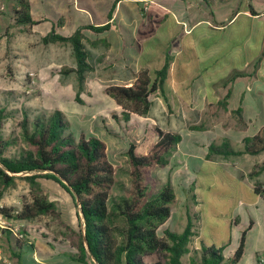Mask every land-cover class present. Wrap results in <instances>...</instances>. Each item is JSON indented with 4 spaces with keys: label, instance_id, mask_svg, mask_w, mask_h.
Segmentation results:
<instances>
[{
    "label": "trees",
    "instance_id": "obj_1",
    "mask_svg": "<svg viewBox=\"0 0 264 264\" xmlns=\"http://www.w3.org/2000/svg\"><path fill=\"white\" fill-rule=\"evenodd\" d=\"M64 1L69 9L67 13L45 10L48 16H43L32 12L31 0H16L13 16L15 24L26 33H31L35 26L52 24L51 30L41 38V42L44 45L70 46L75 66L63 67L59 72L64 75L75 74L78 85L75 101L85 104L79 92L84 88L87 75L94 71L86 43L92 47H108L110 44L106 39L89 40L83 31L87 29L102 33L110 30V25L108 21L98 25L89 22L73 28L77 21H70L68 16L90 15L96 11L91 0ZM204 1V9L214 16L210 2ZM122 2L124 0H112L107 20L112 18L117 5ZM140 12L141 25L133 41V46L140 54V69L130 85L111 84L103 89L106 97L118 108L112 112L111 117L122 126L129 138L126 158L130 182L128 188L121 186L122 195L113 194L117 182L106 144L83 132L76 138L70 131V123L59 109L51 114H37L31 118L29 111L21 108L22 118L18 124L20 134L18 138H6L2 129L12 113L5 107L0 108V197L15 185L19 174H29L25 179L30 184V197L24 198L20 207H0V215L21 222L58 216L54 200L43 194L40 182L43 179L56 182L69 193L77 217V224L68 225V232L62 236L40 226L22 227L21 236L13 241L17 249L11 251L12 257L20 262L18 264H21L24 247L43 257L45 252L39 250L37 243L49 247L50 256L63 255L79 264H187L184 261L186 256L189 257V264H239L243 257L248 229L242 232L237 249L227 258L223 247H191L197 232L190 215L181 232L166 225L173 216L172 204L176 200L175 187L167 167L183 135L154 125L148 119V114L153 95L159 94L169 110L172 109L171 100L177 99L175 91L167 83L176 71L171 49L181 34L177 36L175 28L166 27L163 41L155 36L162 35L160 27H165L169 17L176 24L174 16L159 4L141 7ZM250 12L255 14L253 8ZM155 18L161 21L160 25ZM153 39L157 45H167V49L151 48ZM154 60H158L157 63L148 67V63ZM244 76L245 73L234 70L231 75L214 83L225 88ZM229 93L230 89L225 97L210 106L211 116L229 110ZM231 112L236 118L237 127L244 128L246 123L242 109ZM141 129L144 137L142 141L138 134ZM189 129L207 130V127L203 124ZM149 140H152L149 147L142 150ZM19 141L23 146L16 154L8 156L6 153L9 148ZM242 143L243 148L239 150L233 148L229 139H223L219 144L210 143L207 158L263 153L264 126L255 135L245 137ZM157 169L162 170L163 174L154 175L153 171ZM263 171L264 161L254 166L250 177L256 178ZM263 185L256 182L257 194L264 195ZM1 234L11 241L9 230H1Z\"/></svg>",
    "mask_w": 264,
    "mask_h": 264
},
{
    "label": "rangeland",
    "instance_id": "obj_2",
    "mask_svg": "<svg viewBox=\"0 0 264 264\" xmlns=\"http://www.w3.org/2000/svg\"><path fill=\"white\" fill-rule=\"evenodd\" d=\"M208 1L214 10L226 3L225 0ZM58 2L59 0L56 1V4ZM155 3L151 0L143 2L126 1V7L123 8L120 18L130 17L134 21V25H137L141 19V7L145 8ZM199 4L202 7L194 5L187 10L191 19L197 15L200 18H207V10H203L205 1L201 0ZM241 5H243L242 0L240 2L231 0L227 4L230 8L225 13H234ZM169 11L176 18V11L174 9ZM2 12L5 14V11L0 9V13ZM217 12V14H221L220 11ZM5 17L3 26L0 28V108H7L12 113V117L6 120L2 129L4 137L18 138L20 134L18 124L22 118L21 108H26L31 118L37 114H51L54 110L59 109L70 123V131L76 138L83 132L88 136L99 138L106 144L109 160L115 168L117 182L113 194L115 196L122 195L121 186L128 188L130 182L126 158L129 138L122 126L111 117L112 112L118 108L113 101L106 97L103 89L111 84H121L122 79H126L128 75L131 76V72L137 70V61L140 59H138V52L136 53L126 43H117V37L115 38L117 33L108 36V40H110L108 47L103 45L92 47L86 43L94 71L87 75L89 83L79 92L80 98L85 101V104H80L75 101L78 93L75 74L64 75L59 72V69L63 67L75 66L70 46L62 44L44 45L38 33H26L22 27L15 24L12 12ZM209 18L211 21L214 20L213 14H210ZM155 20L159 25L161 24L158 18ZM219 20H222V17ZM167 22L165 27H160L159 32L162 35H155L161 41H163V34L167 33L166 27L172 29L176 25L170 17ZM249 25L241 17L232 26H226L224 29L216 31L212 29L209 21L201 22L187 37L184 44H175L171 50L174 53L178 51L177 49L180 50V62L185 67L192 66L193 70H200L203 77L210 75L217 81L228 75L233 68H239L241 59H248L254 55L255 52L240 51L238 60H235L236 57L233 55L234 50L243 48L240 42L245 41V38L248 39L249 36L243 34L242 31H250ZM120 29L122 30L121 27ZM236 32L237 34L234 35ZM233 35L234 41L239 44L236 46L237 48L234 46L228 48L229 43L227 44V42ZM88 36L93 40L103 38L92 33H88ZM252 41H254L253 38ZM155 42L156 40L153 39L150 44L151 48L167 49V45L160 46V43L157 45ZM262 44H264V40H262ZM228 49L232 52H226ZM157 61L148 63V67L155 65ZM140 63L138 61L139 69ZM185 67L183 66L184 69ZM31 72L34 73L33 77L29 75ZM261 74L264 80V67ZM112 78L113 80H111ZM172 86L174 88V85ZM179 94L184 95L181 92ZM180 100L179 97L176 100L172 99V109L169 110L159 94L153 95L148 114V119L154 125L183 135L179 151L196 152L192 160H185L189 164L185 170L179 171V173L174 172L176 166L180 167L176 164V160H171L167 167L168 173L174 180L176 200L172 204V219L166 225L174 228L176 232H181L187 224V217L190 215L194 221L197 219L200 222L204 237L212 242V246L218 248L219 245H222L221 240L230 235V219L234 215L239 198L246 201L245 194H242L236 183L225 175L222 166L206 164L201 170H198L194 159L198 157L197 153L202 154L201 144L204 143L206 146L210 143L219 144L218 140L213 138V133H215L213 128L217 124H224L226 127L234 125L236 118L224 111H219L216 115L211 116L209 114L210 107H205L201 112L199 110L202 108H193L184 102L181 104L182 101ZM230 104L232 107H237L232 100ZM203 124L209 130L189 129L192 126ZM227 133L233 139L231 141L233 148L242 149L243 143L236 140V130H230ZM138 134L140 135L139 140L142 141L144 138L143 130H138ZM151 142L152 140H149L145 143L142 150L147 149ZM22 146L23 144L19 141L10 147L6 154L8 156L14 155ZM176 156L178 160L180 155L176 154ZM256 158H264V152ZM153 173L154 175L163 174V171L157 169ZM26 175L29 174H19L16 177L15 185L9 187L0 197V207H20L24 198L30 197V184L25 179ZM174 177L176 178L174 179ZM40 182L43 194L56 203L58 216H44L34 222H21L3 217L4 223H2L0 219V223L4 224V227H0V264L20 263L12 257L11 251L17 249L13 241L16 237L21 236L22 227L40 226L48 229L51 233L62 236L63 233L68 232L66 229L68 225L77 224L76 209L69 193L56 182L43 179ZM233 228L235 229V227ZM1 230L10 231L12 234L11 241H8L6 236L1 234ZM21 257V264H33L30 261L31 251L25 247ZM54 258L50 264H57L60 260L63 262L59 264H79L61 255ZM184 260L188 263L187 256Z\"/></svg>",
    "mask_w": 264,
    "mask_h": 264
},
{
    "label": "crops",
    "instance_id": "obj_3",
    "mask_svg": "<svg viewBox=\"0 0 264 264\" xmlns=\"http://www.w3.org/2000/svg\"><path fill=\"white\" fill-rule=\"evenodd\" d=\"M56 1L57 0H31L33 5L32 12L34 14L39 13L43 16L46 15L44 13L45 10L59 12L65 11V13H67V10L69 9L66 7L64 3L65 1L59 0L57 4ZM126 1L129 0H124V2L117 5L110 20H107V15L109 13L112 0H91V4L96 11L95 13H92L90 15H70L68 17L70 21H77L74 23L73 28L81 24H88L89 22L94 23V25H98L100 24V22L106 24V22L108 21L107 23H109L110 25V30L102 33H96L92 30L85 29L83 32L86 38H88L89 40H93L88 36V33H92L97 35L98 37H103L98 39H106L110 44L108 36L117 33L115 36V38L117 37L116 42H123L128 44V46H131L132 49L137 53V50L133 46V41L135 40L138 29L141 25V19L137 25H134V21L130 17L120 18L123 8L126 7ZM200 1L201 0H161L156 3L164 8L168 13H170L169 10L171 9H174V11H176L175 29L177 36L179 35V33L181 34L180 39L177 38V45L184 44L187 40V37L193 33L195 27L201 22L203 23L205 21H209L212 29L217 31L221 30V28L224 29L226 26H232L233 24L237 23L241 17H243L246 24H250V31H242V33L247 34L249 37L247 40L245 38V41L240 42V45L243 46V48L234 50L233 55H235L236 60L240 55V51L255 53L253 56L248 57V59H241L240 67L233 68L232 71H230L226 76L231 75L234 70H239L245 73L246 76L237 79L234 84H230L227 87L223 88L219 83H214L216 82V80L213 79V76L211 77L209 75V77H203L200 70H193L192 66L185 67V65L180 62V50L177 49V52H171V56L175 58L176 71L174 72V76L172 74L167 85L171 89H173L176 93V96L181 99V104L184 102L185 104H187L188 106H192L193 108H202L201 110H199L201 112L205 107H210L211 105H214L215 102L218 101V99L225 97L228 90L230 89V93L228 95L229 110L226 112H228L233 117L231 111L241 108L242 116L244 122L246 123V126L244 128L237 127V121L234 125H229L226 128L224 124H217V126L213 128L215 130V133H213V138L218 140L219 143L222 142V139H229L230 141H232L233 139L229 137V134L227 132L235 129L237 133L236 140L242 143L245 137H251L255 135L264 126V80L262 79L261 74L264 67V44H262V40H264V0H242L243 5H241L239 9H236L234 13L231 12L229 14H227V12L225 13V11L230 8L227 6V4L231 0H225L226 3L224 4V6L215 10L212 8L214 11V20L212 21L209 18L210 14L205 9L203 10L207 12L206 19H204L203 17L200 18V16L198 15L192 19L190 18L187 10L190 6L194 5H199L200 7H202L201 4H199ZM240 1L241 0H238V2ZM73 2H75V0H73ZM15 5L16 0H0V9L5 11V14L3 12L0 13V28L3 26V23L5 21L4 19L6 18L5 16H8L10 12L13 13V8ZM251 8H253L255 14H252L250 12ZM217 11H220L219 13L221 14H217ZM220 17H222V20H219ZM81 19L84 22L81 23ZM51 27V23H46V25H44L43 27L35 26L32 29L31 33H38L42 38L51 30ZM120 27L122 28V30L120 29ZM236 34L237 32L234 35ZM234 35L231 36V39L227 42V44L229 43L228 48H230V46H234L235 48H237L236 46H238L239 44L234 41ZM252 38L254 39V41H252ZM226 52L231 53L232 50L229 51L228 49V51ZM139 58L140 54L138 59ZM138 61L137 70L131 72V76L128 75L126 79H122L121 84L130 85L134 81L135 75L139 71ZM183 66L185 67V69L183 68ZM197 75L198 78L194 79V77ZM111 80H113V78ZM88 83L89 82L87 77L84 86L88 85ZM172 85H174V88ZM180 92L184 95H180ZM231 100L235 102L237 107H232V105L230 104ZM208 146L204 145V143L201 144L202 154L197 153V158L199 159H194L196 160L197 169L201 170L202 167H204L206 164H211L210 166L215 165L217 167L222 166L225 175L236 183L242 194H245L246 200L242 201L239 198L238 204L235 206L234 215L230 219V235H228V237H226L225 239H222V245L219 246L224 248L225 257H230L239 245L242 232L248 229L245 252L239 264H258L257 259L259 254H264V195L256 193L255 184L256 182L264 183V171L256 178H251L250 173L252 172L255 165L260 164L264 161V158H256L262 153L259 155L243 154L240 156H214L207 158ZM179 147L180 145L177 147L171 157V160H176V164L180 166H176L174 170V172L178 173L179 171L185 170L187 165H189L185 160H192L194 158V154L196 153L193 151H179ZM176 154L180 155V158L178 160ZM175 178L176 177H174V179ZM194 222L196 225L195 231L197 232V236L194 238L191 247L199 249L202 245L212 246V242L208 238L204 237V232H201L202 230L200 222H198L197 219ZM233 227H235V229ZM37 245L39 247V250H42L45 253H43V257H41L39 256V254L31 251L30 261L33 264H50L51 260L55 259L54 257L56 256H50V249L46 245L38 243ZM62 262L63 260H60L57 262V264ZM187 264H189V257Z\"/></svg>",
    "mask_w": 264,
    "mask_h": 264
},
{
    "label": "built area",
    "instance_id": "obj_4",
    "mask_svg": "<svg viewBox=\"0 0 264 264\" xmlns=\"http://www.w3.org/2000/svg\"><path fill=\"white\" fill-rule=\"evenodd\" d=\"M29 75L33 77V76H34V73L31 72V73H29ZM263 187H264V185H263ZM0 219H1L2 223H4V220H3L4 218H3L2 215H0ZM3 225H4V224H1V223H0V227H4ZM257 260H258V261H257L258 264H264V254H262V253L259 254Z\"/></svg>",
    "mask_w": 264,
    "mask_h": 264
}]
</instances>
